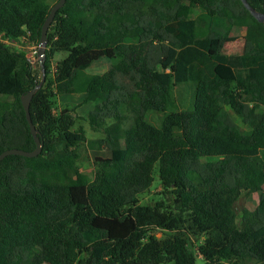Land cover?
<instances>
[{
	"label": "trees",
	"instance_id": "1",
	"mask_svg": "<svg viewBox=\"0 0 264 264\" xmlns=\"http://www.w3.org/2000/svg\"><path fill=\"white\" fill-rule=\"evenodd\" d=\"M56 1L0 0V34L37 47ZM246 1L264 13V0ZM235 26L243 49L226 55ZM47 39L29 105L41 152L0 161V264H264V23L240 0H66ZM24 57L0 41V94L12 98L0 107V153L35 148L20 97L42 72ZM102 58L104 72H86ZM79 93L94 102L86 116L57 103ZM83 144L108 151L111 171L49 181L78 175ZM155 171L169 206L140 204ZM254 192L257 205L236 216ZM189 235L202 236L197 258Z\"/></svg>",
	"mask_w": 264,
	"mask_h": 264
},
{
	"label": "rangeland",
	"instance_id": "2",
	"mask_svg": "<svg viewBox=\"0 0 264 264\" xmlns=\"http://www.w3.org/2000/svg\"><path fill=\"white\" fill-rule=\"evenodd\" d=\"M53 1L54 0H50V3H52ZM199 13H200L199 7L195 6L192 8V12H191L192 17H196ZM231 35H232V38L227 40L223 44L222 53L226 55L240 54L242 52L243 45H244V27L235 26L234 29L232 30ZM0 38L5 39L2 35H0ZM6 40L8 41V43H5V44H7L8 46L12 48H15L16 51H20L24 54L25 63H29L30 65L34 67L37 66V63L39 61L37 58V47L34 44L29 43V41L24 38L20 40H12V39L6 38ZM63 56H64L63 53H59L56 55L55 58H61ZM98 62L99 63L97 64H100V62H103V61H98ZM91 68H93V71L99 70V67L94 68V65L91 66ZM91 70L89 69L88 72L91 73L92 72ZM4 88L7 91H10V89H12L11 85L10 86L8 85L7 87L5 86ZM69 96H72V95L61 96L60 101L65 102V103L68 102L70 99ZM11 99H12L11 95H7L6 93L0 94V107L2 109L9 108L11 105ZM59 105L63 106V104L62 105L59 104ZM64 106H67V104ZM70 107H75L76 111L79 112L81 115H83V113H85L86 111V110H82L83 106H81V104L70 103ZM224 108L228 111L231 118L236 122V124L238 125L240 129L245 130V131H248L250 129V127L247 124H244L241 121V119L233 113L232 109L228 105H224ZM156 118H157L156 116H153L151 120L154 121ZM77 126H81L85 129V133L88 138H96V137L101 136L100 133L90 130L88 123L84 120H79L77 123ZM77 151H78L77 153L79 154V156H82V158L86 154L89 157L87 160L81 159L78 162V168H79L78 175L65 176L62 174H57V175L53 174V175L47 176V179L53 183L62 184V185H70V184L77 182V180H80V179L86 182H89L90 180L93 179L95 174H98V173L108 174L111 171L112 166L108 165L107 163L101 160V159H106L110 156L108 151L91 150V149H88L87 146L84 144L79 145V147L77 148ZM263 192H264V185H263ZM259 193L260 192H254L249 195L241 196L234 204V211H235L236 216H239L243 208L253 209L258 203ZM139 200H140V204H143V205H154L157 202H162L163 204L168 205V206L171 204L172 196L167 189L161 188V185L159 183V179L157 176V171L154 172V181L150 189L142 193L141 195H139ZM155 235L158 238H162L164 235V232L162 230H157L155 232ZM201 243H202V236H198V237L192 236V235L188 236V251L189 253L193 254L196 258L198 257L197 246L200 245ZM198 261H200V259H198Z\"/></svg>",
	"mask_w": 264,
	"mask_h": 264
},
{
	"label": "water",
	"instance_id": "3",
	"mask_svg": "<svg viewBox=\"0 0 264 264\" xmlns=\"http://www.w3.org/2000/svg\"><path fill=\"white\" fill-rule=\"evenodd\" d=\"M66 0H57L53 6L51 7L47 17L45 18L42 27H41V33H40V38L38 41V45H37V58L38 61L40 62V68H41V72H42V76H41V80L38 84H36L32 89H30L27 93L23 94L20 97V101L21 104L23 106V109L25 111V116H26V120L29 126V130L30 133L33 137L34 143H35V148L31 151H26L23 149H18V148H9L4 150L3 152L0 153V161L8 156V155H20V156H24V157H35L37 156L42 149V144L41 141L38 137V132L35 128V126L33 125L31 118H30V113H29V105H30V101H31V97L33 95V93L42 85L43 81H44V77H45V69L43 66V60L45 57V49H46V44H47V31L48 28L54 18L55 13L57 12L58 9H60L63 4L65 3ZM242 2V4L245 6V8L250 12V14L259 22L264 23V13L256 11L255 9H253L246 0H240Z\"/></svg>",
	"mask_w": 264,
	"mask_h": 264
},
{
	"label": "crops",
	"instance_id": "4",
	"mask_svg": "<svg viewBox=\"0 0 264 264\" xmlns=\"http://www.w3.org/2000/svg\"><path fill=\"white\" fill-rule=\"evenodd\" d=\"M99 61H103V62H100V64H97V63H99L98 61L97 62H94L92 65H90L87 69L89 70H91L92 72L90 73V72H88V70L86 69V72L87 73H90V74H94V73H102V72H104L108 67H109V61L107 60V59H105V58H102V59H100ZM104 64V65H103ZM94 65V68H98L99 67V70L98 71H93V68H91V66H93ZM67 95H72V96H69L70 97V99H69V101L68 102H62V101H60V98H61V96H65V95H60L58 98H57V103L58 104H63V105H66L67 104V106L68 107H70V103H72V104H81V106H83L82 107V110H86L85 111V113H83V115H81L79 112V114L81 115V116H86V114L88 113V111L90 110V109H92L93 108V106H94V102H90V101H88V102H85L84 103V98H85V94H83V93H79V94H66V96ZM74 97V98H73ZM82 113V112H81Z\"/></svg>",
	"mask_w": 264,
	"mask_h": 264
},
{
	"label": "built area",
	"instance_id": "5",
	"mask_svg": "<svg viewBox=\"0 0 264 264\" xmlns=\"http://www.w3.org/2000/svg\"><path fill=\"white\" fill-rule=\"evenodd\" d=\"M1 35V34H0ZM1 39V38H0ZM2 43H8V41L6 39H1L0 40Z\"/></svg>",
	"mask_w": 264,
	"mask_h": 264
}]
</instances>
